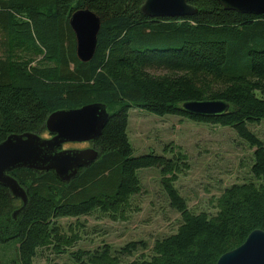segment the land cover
I'll return each instance as SVG.
<instances>
[{
    "label": "trees",
    "instance_id": "16d2710c",
    "mask_svg": "<svg viewBox=\"0 0 264 264\" xmlns=\"http://www.w3.org/2000/svg\"><path fill=\"white\" fill-rule=\"evenodd\" d=\"M143 2L0 0V142L26 132L46 137L45 121L56 110L103 103L110 113L92 144L98 158L69 182L52 171L9 173L27 193L17 218L0 225V244L13 249L12 264H33L39 251L60 256L73 248L78 236L63 232L58 219L98 213L123 220L130 198L141 191L142 169L158 170L180 217L176 232L155 241L147 260L124 262L145 248L129 242L116 252L106 245L76 250L67 264H216L251 232H264V144L248 129L264 121V14L188 0L197 9L193 16L149 18L140 13ZM85 9L99 18L100 29L92 58L81 62L69 18ZM203 100L225 101L229 111L197 117L181 108ZM130 108L232 129L253 150L250 174L257 184L224 190L213 201V216L192 213L173 187L185 157H134L126 135ZM19 206L0 186V217Z\"/></svg>",
    "mask_w": 264,
    "mask_h": 264
},
{
    "label": "rangeland",
    "instance_id": "374dc122",
    "mask_svg": "<svg viewBox=\"0 0 264 264\" xmlns=\"http://www.w3.org/2000/svg\"><path fill=\"white\" fill-rule=\"evenodd\" d=\"M127 117L126 135L134 157L149 153L163 155L165 159H171L178 153L185 157L173 187L192 213L213 216L216 213L213 201L224 190L234 185L257 184L250 174L253 150L232 129L198 123L185 117H159L135 108L128 110ZM248 129L264 144V121L250 124ZM93 142L68 147L82 150L91 148ZM137 175L141 191L130 198V209L123 220L113 221L98 213L58 219L55 223L63 232L77 235L79 241L60 256L50 251H39L33 264H67L69 253L76 250L93 251L106 245L116 252L129 242L144 243L145 248L138 249L124 262L149 259L155 241L174 234L180 217L169 206L158 170L142 169ZM16 201L21 203L18 199ZM21 206L11 211L8 218L0 217L1 227L13 220V213ZM9 246L0 244V264H12L13 249Z\"/></svg>",
    "mask_w": 264,
    "mask_h": 264
},
{
    "label": "water",
    "instance_id": "95a60500",
    "mask_svg": "<svg viewBox=\"0 0 264 264\" xmlns=\"http://www.w3.org/2000/svg\"><path fill=\"white\" fill-rule=\"evenodd\" d=\"M225 11L240 14H264V0H215ZM197 9L188 0H144L140 13L149 18H184L195 15ZM75 36V54L81 62L89 61L96 48L100 29L99 18L88 10H79L69 19ZM222 100L188 101L182 110L200 117H219L228 112ZM109 119L103 103L86 104L73 109H60L48 115L44 127L46 137L35 133L11 134L0 142V186L13 198L27 204V193L9 173L15 169L36 172L52 171L62 182H69L79 170L87 168L98 157L94 148L66 149L70 143H92ZM216 264H264V232L253 231L237 248L223 254Z\"/></svg>",
    "mask_w": 264,
    "mask_h": 264
},
{
    "label": "flooded vegetation",
    "instance_id": "af4514ba",
    "mask_svg": "<svg viewBox=\"0 0 264 264\" xmlns=\"http://www.w3.org/2000/svg\"><path fill=\"white\" fill-rule=\"evenodd\" d=\"M80 144H84V143H74V144H73V143H70V144H66V146H67L66 148H67V149L72 148V147H68L69 145H70V146H77V145H80ZM87 145H88V144H87ZM89 145H90V144H89ZM89 145H88V147H89ZM90 147H93V146H90Z\"/></svg>",
    "mask_w": 264,
    "mask_h": 264
},
{
    "label": "bare ground",
    "instance_id": "6f19581e",
    "mask_svg": "<svg viewBox=\"0 0 264 264\" xmlns=\"http://www.w3.org/2000/svg\"><path fill=\"white\" fill-rule=\"evenodd\" d=\"M45 129V128H44ZM28 170V169H27ZM61 181V180H60ZM17 200V199H16Z\"/></svg>",
    "mask_w": 264,
    "mask_h": 264
}]
</instances>
